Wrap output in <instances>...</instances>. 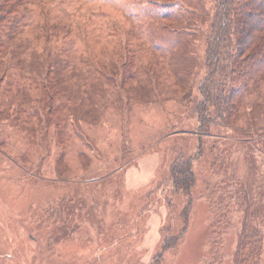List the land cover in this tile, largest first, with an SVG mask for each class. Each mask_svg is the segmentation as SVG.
<instances>
[{"label":"rangeland","instance_id":"374dc122","mask_svg":"<svg viewBox=\"0 0 264 264\" xmlns=\"http://www.w3.org/2000/svg\"><path fill=\"white\" fill-rule=\"evenodd\" d=\"M163 1L174 0H17L0 12L15 31L0 45V264H155L170 235L158 264H202L210 244V264H264V82L218 128L228 138L207 135L196 154L214 0H180L167 17ZM224 150L229 167L213 171ZM179 152L193 154L190 194L169 179ZM230 177L262 208L248 224L261 253L237 247L240 198L210 237L209 191Z\"/></svg>","mask_w":264,"mask_h":264},{"label":"trees","instance_id":"16d2710c","mask_svg":"<svg viewBox=\"0 0 264 264\" xmlns=\"http://www.w3.org/2000/svg\"><path fill=\"white\" fill-rule=\"evenodd\" d=\"M8 1L15 3L17 0H2L0 12L8 10L9 6L6 5L9 3ZM179 1L161 2L162 16L167 17L180 10L177 8ZM196 1L198 2V0ZM191 13L193 12L191 11ZM208 29L204 43L205 72L198 85L200 98L194 107L197 112V126L195 130L196 145L193 151L199 155L203 152V139L207 135L222 136L224 133H221L219 129L229 128L232 124H236L239 120L241 99L248 91L257 89L259 84L264 82V0H214ZM14 32L11 29L4 32L0 24V45L5 43L4 38L11 39ZM103 77L112 78L103 72L98 81L103 80ZM118 79L121 82L127 79L125 71ZM50 97H54V95L51 94ZM80 101L83 102L82 99ZM241 128L246 129L243 131L242 139L244 140L251 134V129ZM223 137L228 138L227 134H224ZM230 138L237 140L232 134ZM239 141L237 140L238 143H240ZM248 152L250 149L245 153V159L249 162L250 154L248 155ZM228 153V150H224L217 156L218 161L217 157L214 158L211 163L213 171L222 168L221 164L224 166L223 171L229 167L230 162H226ZM192 156L193 154L186 155L179 152L176 153V159L171 162L169 179L172 180V188L175 191L180 190L186 194L191 192V187L196 180L192 167ZM232 180L233 178L230 177V181H221L224 182L221 186L209 191V206H211L213 219H215L210 223L212 224V235L215 236L210 237H217L218 229L223 222L226 225L229 224V217L237 209V200L240 198L241 203L246 204V217L243 218L245 224L237 247L242 251V256L261 253L262 238L259 237V230L250 228L248 224L260 216L262 208L253 203L254 200H251L252 194L249 190L242 188L240 192L241 187H247L243 180L236 181V186H233ZM216 183L212 185V188ZM232 189L238 190L239 194L234 193ZM188 206L189 204H186L182 209V217L185 220H187ZM258 220H264V217L261 216ZM248 234H251L250 237ZM176 236L165 237L160 252L155 256V264H158L162 251L175 242ZM214 241L217 240L214 238ZM216 247L215 244L212 246L210 244L208 255L203 259L202 264H210V260L214 259L216 255ZM208 256L212 257L207 258ZM243 261H246L245 257Z\"/></svg>","mask_w":264,"mask_h":264}]
</instances>
